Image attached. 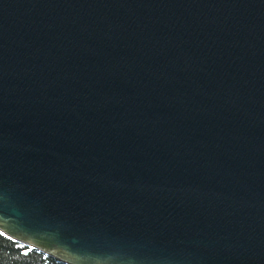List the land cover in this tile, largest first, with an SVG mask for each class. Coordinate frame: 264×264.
<instances>
[{
    "label": "water",
    "instance_id": "obj_1",
    "mask_svg": "<svg viewBox=\"0 0 264 264\" xmlns=\"http://www.w3.org/2000/svg\"><path fill=\"white\" fill-rule=\"evenodd\" d=\"M0 232L264 264V0H0Z\"/></svg>",
    "mask_w": 264,
    "mask_h": 264
},
{
    "label": "trees",
    "instance_id": "obj_2",
    "mask_svg": "<svg viewBox=\"0 0 264 264\" xmlns=\"http://www.w3.org/2000/svg\"><path fill=\"white\" fill-rule=\"evenodd\" d=\"M0 264H68L0 232Z\"/></svg>",
    "mask_w": 264,
    "mask_h": 264
}]
</instances>
